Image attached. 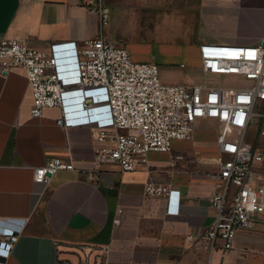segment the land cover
<instances>
[{"label":"crops","instance_id":"0c3cea01","mask_svg":"<svg viewBox=\"0 0 264 264\" xmlns=\"http://www.w3.org/2000/svg\"><path fill=\"white\" fill-rule=\"evenodd\" d=\"M105 2L110 18L103 34L125 45L135 61L155 62L146 40L169 39L179 56L192 55L195 76L159 68L168 83H204L200 44H251L264 34V0ZM98 32V17L79 0H0V36L52 53L65 85L62 106L34 118L24 70L0 72V229L18 232L1 264H78L73 248L83 243L109 245L106 264H264V220L240 229L224 254L203 238L215 213L209 197L218 188L215 121H199L194 137L175 141L170 152L148 153L142 168L120 172L106 164L98 179L86 178L100 145L96 135L112 123L105 89L77 84V47ZM202 123L208 124L202 138L208 145L197 147L210 154L192 150ZM251 144L262 150L264 170V136ZM175 155L183 159L175 161ZM51 157L70 160L75 168L35 182L34 168ZM147 182L179 191L178 213L166 212L164 196L147 195Z\"/></svg>","mask_w":264,"mask_h":264},{"label":"built area","instance_id":"2783aa9c","mask_svg":"<svg viewBox=\"0 0 264 264\" xmlns=\"http://www.w3.org/2000/svg\"><path fill=\"white\" fill-rule=\"evenodd\" d=\"M79 2L98 17L99 32L77 47V84L105 89L112 121L109 130L96 135L100 145L94 152L93 167L84 171L86 178L98 179L106 164L115 165L120 172L142 168L148 153L170 152L175 141L194 137L199 121H215L218 172L214 178L218 188L209 197L215 213L203 238L213 249L220 246L224 254L240 229L264 220V170L259 167L263 152L246 141L250 136H264V34L251 44H200V67L216 78L213 82L166 83L157 63L133 60L125 45L103 34L110 18L105 0ZM13 68L25 72L32 117H41L46 108L62 106L65 85L52 53L0 36V72ZM174 158L182 160L183 156ZM74 168L70 160L51 157L34 168L33 180L47 183L57 171ZM144 190L150 196H164L166 212L178 213L179 191L153 182H147ZM17 237V231L0 229V264ZM73 250L79 254L78 264H106L109 245L83 243Z\"/></svg>","mask_w":264,"mask_h":264},{"label":"rangeland","instance_id":"374dc122","mask_svg":"<svg viewBox=\"0 0 264 264\" xmlns=\"http://www.w3.org/2000/svg\"><path fill=\"white\" fill-rule=\"evenodd\" d=\"M169 36H166V38H168ZM144 44H149L150 48H151V55H154L156 57L155 62L159 65V68L161 69H172V71H176V70H183L184 72H190L193 74V76H195L193 71V60L191 59L192 55L189 54V52L186 53H182L180 56L176 51V47L177 44L174 41H171L169 39H165L164 41H162L163 43H158L160 41H152L149 42L148 40L146 41H142ZM151 44V45H150ZM162 56H166L167 58H170V61H166L162 59ZM134 60V59H133ZM184 65V68H180L179 65L180 64ZM193 71V72H192ZM161 76V73H160ZM201 80L203 82H213L214 80H216V78L211 77L205 73H202L200 76ZM162 79V77H161ZM168 83V82H166ZM208 130V124L207 123H202L199 128H198V132L199 133V137L200 139H198L196 141V146H192V150L194 152H203L206 154H210L212 153L210 150L208 149H201L200 147H197L198 145H203L206 143V141H204L205 139H202L203 137L208 136L207 132H203ZM255 136H250L249 138H246V141L248 144H251L252 141L254 140ZM200 143V144H199ZM208 145V143H206ZM175 159V158H174ZM177 161V160H175Z\"/></svg>","mask_w":264,"mask_h":264}]
</instances>
